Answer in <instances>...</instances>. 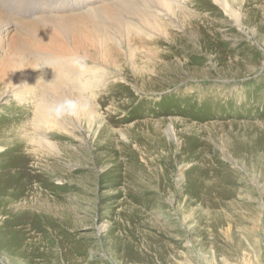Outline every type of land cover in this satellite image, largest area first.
I'll return each mask as SVG.
<instances>
[{
  "label": "rangeland",
  "instance_id": "obj_1",
  "mask_svg": "<svg viewBox=\"0 0 264 264\" xmlns=\"http://www.w3.org/2000/svg\"><path fill=\"white\" fill-rule=\"evenodd\" d=\"M180 1L146 25L119 0H0V69L17 71L0 85V264H264V0L236 18ZM22 39L101 74L55 88L67 100L37 161L3 142L36 131L30 102L55 81ZM34 199L30 236L11 222Z\"/></svg>",
  "mask_w": 264,
  "mask_h": 264
},
{
  "label": "bare ground",
  "instance_id": "obj_2",
  "mask_svg": "<svg viewBox=\"0 0 264 264\" xmlns=\"http://www.w3.org/2000/svg\"><path fill=\"white\" fill-rule=\"evenodd\" d=\"M120 1L122 3L119 4V7H121L120 9H122L123 11H127V12L133 11V12H136L137 9H140L139 7L146 8L142 12V13H145L146 12V15L145 16H147V20L144 19V21L146 22L145 23L146 25H150L149 21L152 18V15L149 16V13H150L149 11H150L151 7H155V6L165 7V9H167V11H170V7H176L177 6L176 3L182 2L180 0H176V1H178L176 3H171L169 0H127L126 2H124L123 0H119V2ZM173 1H175V0H173ZM213 1L215 2L216 5H218L219 7H221L222 10L227 15H229L231 18H236L237 15H236L235 12H233V10L231 8L237 2H239V5H240L241 4V0H213ZM186 3L189 4L190 6H193V3L194 2L187 0ZM188 8H189V11H185L184 13L190 14V16L193 17L194 15L192 14V8H194V7H188ZM143 9H140V11H142ZM100 14L105 15V16L109 15L108 13H105V12H101ZM93 15L95 16V14H93ZM143 17L144 16H141V18H143ZM58 29L59 30H62V31H66V26L65 25L58 26ZM194 29L195 28L192 27L189 30H182L183 33H184V37L187 36V34H188L187 32H189L190 30L192 31ZM36 33L37 32L34 29L33 32H29L28 33L30 35H27V38L26 39H29L31 41H36L39 38V36H38L39 34L38 33L36 34ZM187 38H189V37H187ZM28 44L29 43L27 42V40L22 39V43H21V46H22L21 48H22V51H23L22 53H24L25 56H32V57H35V58H40V60L44 64V67H46L47 71L50 73V76H54L55 77V81L53 83H50V86L51 87H49V86L45 87V89L48 90L49 93L45 92L46 95H44V99H43L44 104L43 105L34 108L32 106V102H30V104H31L30 105V109L33 112V116L36 118L35 119L36 120L35 123H36V127L38 129L36 128V131L33 134L27 133V132L23 133L22 130L20 131V129L18 131H16V133H14L13 132L14 129H12L11 131H9L8 133H6V134L3 135V142H4L5 145H10L11 143L12 144L18 143L17 149L23 150V152H26L27 155H28V157H31V156L34 157L33 151H34V153L35 152H41V151H42V153L44 152L39 147L42 144V141L43 140L42 139H39V137L36 136L37 131L39 129L41 131H42V129H46L48 131V130L53 129V128H55L57 126V124H55V122H54L55 120L53 121V117H54L53 112L59 106H62V104H64V102H66V100H67V98L64 97L61 93H59V91L57 89H55V88L58 87L60 84H69V85L76 86L81 91H89V89L96 88L101 83V74H99L98 71H92L91 69L86 68L83 64L75 65L72 62L68 61V59H65V58H64L65 60L62 59L61 56H58V54H59L60 51L56 47L47 48V45L45 44V41L40 42L39 44L36 45V47H33V48L31 47V49L30 48H27V45ZM91 47L93 49V52L96 53L97 46L95 47V45H92ZM54 48L57 49V52H55L53 50ZM17 54H19V55H17ZM13 57H14L13 58V61H16V60H18V58H21L23 56H20V50H18V52L17 51L15 52V54H14ZM21 64H23V63H21ZM16 75H17V71L15 70V65L13 64V62L7 63L5 65V69H3V68L0 69V85L1 84L8 85L10 87V89L11 88H14L15 82H13V80L16 79V77H17ZM68 78L70 79V82H69ZM67 96L69 97L68 94H67ZM31 110H30V114L32 115ZM75 114L76 115L81 114V110L75 111ZM93 116L94 115L91 114V122H92ZM19 128H21V127H19ZM1 147H0V151L5 153L7 150L5 148H3V146H1ZM34 147L36 149L35 150H32V148H34ZM32 160H35V157ZM44 160H47V159L46 158H43V160H42L43 163H44ZM35 161H37V160H35ZM23 164L24 163H22V165ZM36 200L35 199L34 200H28L27 203H26L27 204V209H22L21 210L20 208H18L19 210H17V212H19V213L22 214L23 219H21V221L11 222L12 225H16V226L18 224L24 225L23 227L20 228V231L22 230V231H24L25 234H30V236H34V234L32 233L33 232L32 231L33 228L31 226L32 225L31 224V215L32 214H31L30 210H32L34 208V203L36 205ZM16 201H17V199L16 198H13V200L11 202L12 203H16ZM41 204H43L42 206L47 209V205H46L47 203L46 202L42 201ZM20 205L22 206V203H18V207ZM41 210H43V209H41ZM37 221H38V219H37ZM59 225H61V224H59ZM36 236H37V234H36ZM38 239H40V238H38ZM57 245H59V244H57ZM48 250H50V249H48ZM28 252H30V251H28ZM40 252H41V250H40ZM1 260H2V258H1ZM79 263H80V261H79Z\"/></svg>",
  "mask_w": 264,
  "mask_h": 264
}]
</instances>
